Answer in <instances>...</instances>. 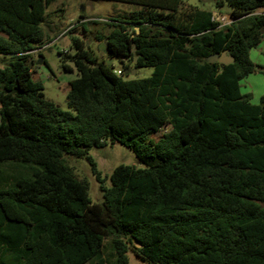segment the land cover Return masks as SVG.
Returning a JSON list of instances; mask_svg holds the SVG:
<instances>
[{
	"label": "trees",
	"instance_id": "16d2710c",
	"mask_svg": "<svg viewBox=\"0 0 264 264\" xmlns=\"http://www.w3.org/2000/svg\"><path fill=\"white\" fill-rule=\"evenodd\" d=\"M57 1L0 0V264H130V251L148 264H264V96L241 90L264 76L250 58L264 0H215L234 19L223 27L182 0H107L136 7L95 36L123 70L72 35L81 13L67 31L71 112L33 79L32 54L58 38L46 16ZM223 52L234 63H208ZM139 68L153 73L125 78ZM116 143L138 165L107 186L90 150ZM68 157L89 161L101 202Z\"/></svg>",
	"mask_w": 264,
	"mask_h": 264
},
{
	"label": "rangeland",
	"instance_id": "374dc122",
	"mask_svg": "<svg viewBox=\"0 0 264 264\" xmlns=\"http://www.w3.org/2000/svg\"><path fill=\"white\" fill-rule=\"evenodd\" d=\"M182 1L186 6L191 5L201 10L214 12L215 17L231 14V9L226 5L220 8L216 7L215 0ZM59 9L64 10L58 12V14H62L60 17L54 13ZM134 9H136L134 6L107 0H58L47 9L46 16H49L48 21L52 19L55 22V24L52 25L55 26V28L52 30H57L58 38L52 44L46 45L41 50L35 51L32 54L33 61L35 62L33 66V79L42 83L44 88L43 92L47 100L54 102L62 110L71 112L67 105V93L69 91L70 82L77 78V72L68 58V56L75 54L71 41L72 35L86 41L99 61L111 65L116 70H123V65L118 58L112 57L109 54H104L101 51L100 43L97 42L95 36L98 33L106 34L108 32L107 22L122 18V16L126 13H131ZM81 13L85 16L86 30L84 31L83 28L80 27L72 35L69 34L67 31L71 27L70 25L80 20ZM225 17L228 18L227 16ZM228 20L230 21L229 18ZM64 52L67 58L62 61L59 53ZM39 60L42 61V64L38 65L37 63ZM64 64L68 65L73 70H65L63 68ZM152 73V68H139L136 70L135 75L131 74L130 76H125V78L144 79L150 77ZM255 77H251L249 80L251 85L249 83H245V85L252 88L254 94L251 95L255 99H260L258 97L264 93V77L262 75L257 77L261 80L260 82L255 81ZM161 135L162 134H158L154 138L158 139ZM90 156L96 163L98 171L101 172L102 178L106 180L107 186L110 185V176L115 168L120 165H138L135 155L119 143L114 145L108 144L102 149L93 148L90 150ZM67 162L74 168L76 175L80 179H86L88 181L89 195L92 202H101L102 194L100 185L92 172L89 161L87 159H74L68 157ZM128 257L130 264H148L131 251ZM89 264L99 263L93 262Z\"/></svg>",
	"mask_w": 264,
	"mask_h": 264
},
{
	"label": "crops",
	"instance_id": "0c3cea01",
	"mask_svg": "<svg viewBox=\"0 0 264 264\" xmlns=\"http://www.w3.org/2000/svg\"><path fill=\"white\" fill-rule=\"evenodd\" d=\"M213 14H214V17H215V13L213 12ZM257 14H264V9H259L258 11H257ZM220 16H227L229 19H230V22L232 23L234 20H233V17H232V15L231 14H227V15H220ZM218 17V16H217ZM217 17H215V18H217ZM50 45V44H49ZM100 49H101V51L104 53V54H108V52H107V45H106V43L105 42H103L102 44H100ZM250 58H251V60L253 61V63L254 64H256V65H258V66H263L264 67V41L256 48V49H253L251 52H250ZM255 59V60H254ZM260 75H262V74H260V73H253V74H251V75H249L246 79H244L243 81H242V83H241V90H242V93L243 94H249V95H251V94H254V91L252 90V88L251 87H248L247 85H245V83H249L250 85H251V83H250V79H251V77H255V81H261L259 78H257V77H260ZM263 76V75H262ZM264 77V76H263ZM264 96V93H263V95H260V97H258V98H260V99H255L252 95H251V97H252V100H251V102L253 103V104H259L260 103V100H261V98Z\"/></svg>",
	"mask_w": 264,
	"mask_h": 264
},
{
	"label": "water",
	"instance_id": "95a60500",
	"mask_svg": "<svg viewBox=\"0 0 264 264\" xmlns=\"http://www.w3.org/2000/svg\"><path fill=\"white\" fill-rule=\"evenodd\" d=\"M207 61H208V63H211V64L220 63L223 66H227V65L234 63L233 57L228 56L227 52H223L222 54H214V55L210 56ZM136 63H137V60H135V64ZM37 64L38 65L42 64V61L39 60V62ZM135 73H136V69H133L131 74L135 75ZM126 74L128 75L129 72H126Z\"/></svg>",
	"mask_w": 264,
	"mask_h": 264
},
{
	"label": "built area",
	"instance_id": "2783aa9c",
	"mask_svg": "<svg viewBox=\"0 0 264 264\" xmlns=\"http://www.w3.org/2000/svg\"><path fill=\"white\" fill-rule=\"evenodd\" d=\"M217 20V22H219L220 23V26H228V25H230L231 24V22L228 20V18H226L225 16H219L218 18H216ZM116 73L118 74V75H121L122 73H121V71H116Z\"/></svg>",
	"mask_w": 264,
	"mask_h": 264
}]
</instances>
